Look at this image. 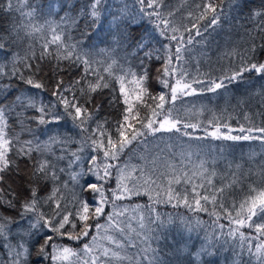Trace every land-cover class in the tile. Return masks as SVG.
<instances>
[{
	"label": "snow or ice",
	"instance_id": "1",
	"mask_svg": "<svg viewBox=\"0 0 264 264\" xmlns=\"http://www.w3.org/2000/svg\"><path fill=\"white\" fill-rule=\"evenodd\" d=\"M136 3L139 5L136 11L129 10L125 2L117 11L109 12L105 0H87L77 15H65L61 17V23L55 26L51 21H46L51 38L45 36L38 56L29 45L28 54L19 59V64L17 63L19 53L13 55V48L21 39V33L23 32L26 38L33 37L38 32L43 33L44 28L37 27L31 19L27 22L20 20L12 25L7 33L0 34V53L11 62L10 71L8 64L0 67V85H2L0 95L3 96L0 100V185H3L13 172L20 176L21 180L15 188L11 185L8 189L0 187V207L6 206L8 210L15 211L19 216V220L0 216V250H8L5 264H32L33 249L36 256L35 264H44L45 261L49 264H81L82 257L85 255L90 256V260H83V264H98L101 257L104 258L105 264H111L113 259H122L120 252L99 245L98 237L100 240L116 245L117 248H123L124 245L118 243L110 234L111 230L125 233V221L120 218L125 216L126 209H121L116 201L131 199L141 194L153 199L151 195L153 191L156 192L157 197L163 191L168 203L175 200L174 207L182 203L190 211L197 213L209 211L206 205L211 203L214 208H219L223 212V217L215 211L211 213L216 217L213 223L223 218L228 225H234L225 232L226 225L218 223L217 230L213 231L211 237L206 235L197 249L191 235L194 231L191 227V218L182 221L185 230L189 233L187 239H184L181 233L184 250H186L184 259L187 264H212L211 260H205V257L214 256L218 245L223 247L228 244L229 239L235 241L237 236H239L238 244L230 247L235 249L234 256L239 264H243L245 253L249 257L248 264H252L253 260L255 264H264V188L250 189L247 198L240 203L239 207L236 205L228 207L223 202L217 203L216 195L210 196L197 191L198 187L203 188L204 185L193 182L192 178L197 175L196 172H193L191 176L186 171L178 174L175 165L167 164V168L171 171L157 174L155 160L152 161L154 165L152 170L131 165L126 161L123 162V166L116 163L120 161L123 154H126L125 149L135 151L137 147L143 146V150L150 156L152 152L149 147L152 143L149 140L150 136L156 137L158 133L189 135L184 131L185 129L198 127L197 124L182 121L178 115H173L177 101L183 103L186 97L218 93V90L227 88L233 82H244L247 78L246 74L264 79V62L257 58L264 53V38L261 44L257 45L253 41L242 52H237L239 64L235 68L230 67L228 71L222 72L221 76L216 78L208 75L203 78L193 76L186 67L187 53L195 37L202 36L209 27L220 24L221 17L218 9L221 5L216 0H207L206 3L197 5L200 12L195 21L189 19L188 24L176 25L171 19L175 15L174 12L160 11L165 7L164 0H136ZM68 5L69 0H61L60 10L64 11L68 8L72 11L76 7L75 5L68 7ZM243 7H246L245 0H235L233 3L235 9ZM0 10L14 11L12 0H0ZM209 13L212 14L211 19L207 25H204L202 32L199 21L205 19ZM27 15L31 17L33 13L29 12ZM192 15L189 13V18ZM253 15L257 18L260 32H264V11H256ZM144 17L154 21L153 32L158 30V35L168 43L160 44V47L156 48L152 44L155 36L151 33L134 35L137 27H143L140 21ZM106 21L109 23L108 37L111 40L109 47L127 45V50L135 48V55L141 59L142 64V71L139 73L120 68V75L116 77L119 84L118 94L115 87H110L108 80L92 67L94 61L88 53L82 54L81 44L70 43L71 37L66 35V27L61 26L62 23L70 22L67 23V27L79 28V25L83 24L81 37L91 39L92 37L88 35L89 30L95 28L99 31ZM52 45H55L54 49ZM83 47L86 48L88 45L84 44ZM33 59L35 64L32 63ZM42 61H47L51 66L55 80L52 94L58 97L57 103L58 106L63 107V115L71 117L75 126L82 132L89 131L85 127L89 121L96 123V129L87 137L91 141L87 164L69 177L73 186L80 190L79 196L73 192L74 211H69L66 205L61 204L62 196L59 194L61 186L68 188V182L61 177L65 169H58L52 159L44 155V150L39 143L33 147L32 140L22 139L15 132L10 131L18 124L22 132L32 133L31 127L28 126L32 121L46 127L60 124L62 114L59 111H52L51 105L38 104L35 94L30 92L31 89L46 90L47 88V85L37 76L42 71L40 67ZM152 61L160 62L157 79L162 88L167 90L158 95L151 93L147 85L150 75L147 67H143ZM114 64H116L115 60L111 64H106L104 68L109 76L113 75ZM81 66L84 75L74 82L69 81L66 85L60 78V73L79 69ZM25 71L28 73L27 76ZM89 73L96 76L95 81L86 79ZM82 80L87 83V87H84ZM17 82L28 85L29 94L14 95L17 90L12 85ZM195 85L201 87H195ZM104 89H110L113 94L108 101L110 105L123 104L120 110L121 119L116 121L115 135L105 128L107 120L96 119L102 104L95 103L94 94L98 93V90L103 92ZM260 95L264 98V86ZM9 97H12L11 100ZM261 115L264 116V113ZM244 118L249 121L247 125L233 127L231 124L224 123L222 118L214 117L208 122L211 129L208 135L216 140H259L264 144V122L257 126L251 117L245 115ZM77 121L79 123H76ZM137 124L139 127H136ZM49 131L51 132L50 128ZM57 137H60L62 141L65 140L59 132L52 133L49 140L56 141ZM129 146L132 147L129 148ZM80 151L84 149L81 148ZM72 156L75 161L85 159L75 152ZM147 158L149 157H140V159ZM21 164L24 165L23 168ZM199 167L200 175H203V163ZM86 177L89 178L85 179ZM113 180L115 187L110 185V181ZM165 181L166 186H164ZM180 184L191 185L193 194L191 198L187 194V189L185 193H181L173 188V185ZM208 184H211V180ZM46 191L48 194L44 195ZM85 193L92 194L91 202L84 198ZM160 202L162 201L156 200V203ZM45 205L49 209L47 212L41 210ZM109 205L112 211L107 212L105 209ZM101 217L105 218L103 224L100 223ZM254 217H258V220H254ZM128 219H135V217ZM159 219L157 216L156 220ZM138 222L141 228L145 227L142 215ZM196 223L199 227L201 222ZM66 225L70 227L66 229ZM78 226L79 230H77ZM126 226L131 230V224ZM245 227L252 229L256 235L250 236L240 231ZM15 229L20 231L17 232ZM93 230L97 234L89 236ZM53 233L61 238L66 237L68 240L76 241L88 237L92 243L85 241L81 251L77 252L73 248L57 243ZM34 239L35 243H33ZM221 239L223 244L220 243ZM254 240H260V243L254 244ZM94 251L98 255L92 256ZM147 251L148 249H145V252ZM180 251L181 249L178 248V259ZM149 264H159V261L153 257L149 260Z\"/></svg>",
	"mask_w": 264,
	"mask_h": 264
},
{
	"label": "trees",
	"instance_id": "2",
	"mask_svg": "<svg viewBox=\"0 0 264 264\" xmlns=\"http://www.w3.org/2000/svg\"><path fill=\"white\" fill-rule=\"evenodd\" d=\"M12 2L14 11L0 10V34L7 33L8 29L20 20L27 22L31 19L32 23L37 27L42 26L44 28L43 33L38 32L33 37L26 38L23 32L21 33V39L13 48V55L19 53L17 57V63L19 64V59L28 54L29 45L32 46V50L38 56L45 36L49 39L51 38L46 21H51L53 26H55V24L61 23V17L63 16L77 15L79 9L83 7L87 0H69L68 7L71 5L76 6L72 11H69L68 8L61 11V0H12ZM105 2L109 12L117 11L125 2L131 11H136L139 8L136 0H105ZM206 2L207 0H164L165 7L161 8L160 11L164 13L168 11L174 12L175 15L171 19L176 25L188 24L189 19L195 21L196 16L199 15L200 9L197 5ZM216 2L221 5L218 9L221 17L220 24L209 27L207 32H203V27L209 23L212 14L209 13L205 19L200 20L199 25L203 35L194 38L193 45L190 46V50L187 53L188 61L186 67L193 76H200L201 78L205 75L211 76V78L221 76L222 72L228 71L230 67L235 68L239 64L240 60L236 55L237 52H242L253 41L257 45L261 44L262 38H264V32H260L257 18L253 15L256 11H264V0H245L246 7L242 9L233 8L235 0H216ZM29 12L33 13L31 17L27 15ZM189 13L193 14L191 18H189ZM80 14L82 15V13ZM67 23L70 22L62 23L61 26L62 28L66 27V35L71 37L70 43L79 42L81 44L82 54L84 52L88 53L94 61L92 67L108 80L110 87H115L117 94L119 84L116 77L120 75V68L125 71L131 69L133 72L138 73L142 71L141 59L136 57L135 48L127 50V45L124 47L115 45L109 47L111 40L108 37L109 23L107 21L104 22L103 27L99 31L95 28L89 30L88 35L92 37L91 39L81 37V32L84 29L83 24H80L79 28H77L76 26L67 27ZM140 23L143 24V27H137L134 35L139 36L151 33L155 36L152 44L156 48H159L160 44L168 43V41L158 35V30L153 32V20L144 17ZM84 44H87L88 47L84 48ZM51 47L54 49L55 45ZM257 58L264 62V53ZM113 60L116 61V64L112 68L113 75L109 76V73L104 71V68L106 64H111ZM32 63L35 64L34 59ZM5 64H8V70L10 71V60L0 53V67ZM40 67L42 71L37 76L47 85V88L46 90L31 89L30 92L35 94L38 104L51 105L52 111H59L62 114L60 124L59 126L52 124L46 127L32 121L28 125L32 129V133L22 132L18 124L13 126L10 131L15 132L22 139L32 140L33 147L39 143L44 150V155L50 157L58 169H65V172L61 173V177L68 182V188L61 186V192L59 193L62 196L61 204L66 205L69 211H74L75 197L73 192H75L76 196H79L80 190L73 186L69 177L70 174L80 171V168L87 164V156L90 152L89 145L91 144L87 137L96 129V123L89 121L85 125L89 131L82 132L79 127L75 126L71 117L64 116L63 107L58 106L57 103L58 97L52 94L55 80L53 79L51 66L47 61H42ZM143 67H147L150 75L147 85L151 93L158 95L162 91L166 92L167 90L162 88L157 79V69L160 67V62L152 61L143 65ZM25 75H28L27 71H25ZM83 75L81 66L79 69L62 71L60 78L67 85L69 81L74 82ZM246 77L244 82H233L227 88L218 90V93L186 97L183 103L177 101L173 115H178L182 121L197 124L198 127L185 129L184 131L189 133V135L158 133L156 137L150 136L149 140L152 141L149 145L152 149L150 156L148 152L143 150V146L137 147L135 151L125 149L126 154H123L120 161L116 163L123 166V162L126 161L131 165H138L139 167L152 170L154 167L152 161L155 160L157 174L171 171L167 168V164L175 165L178 174L186 171L191 176L193 172H196L197 175L192 178L193 182L198 185H204L203 188H197L198 192L210 196L216 195L217 203L223 202L225 206L236 205L239 207L240 203L247 198L250 189L264 188V144L259 140L226 141L213 139L208 135V130H210L208 122L216 117L222 118L224 123L238 127L241 124L247 125L249 123L244 118L245 115L251 117L257 126L264 122V116L261 115V113H264V98L260 95L262 86H264V79H259L255 75L249 74H246ZM86 79L95 81L96 76L89 73ZM82 83H84V87H87L85 81L82 80ZM12 87L17 90L14 95L29 94V86L26 84L17 82ZM195 87L201 86L195 85ZM112 95L110 89H104L103 92L98 90V93L94 94L95 103L102 104L96 119L98 121L107 120L108 123L105 124V128L115 135L116 121L121 119L120 110L123 108V104L110 105L108 101L112 98ZM11 98L9 97V100ZM2 99L3 96L0 95V100ZM166 107H170V105H166ZM29 111L31 112L32 110ZM76 123L79 122L77 121ZM136 127H139V124ZM55 132H59L65 140L62 141L60 137H57L56 141H50V135ZM131 147L129 146V148ZM81 148L84 151H80ZM73 152L85 159L83 161H75L72 156ZM34 154L38 155V153ZM91 154L95 155L96 153ZM100 155L102 159V153ZM141 156L149 158L140 159ZM201 163L204 165L203 175H200L201 169L199 166ZM77 165H80V167H77ZM23 167L24 165L21 164V168ZM113 171L115 172V169ZM88 178L86 177L85 179ZM209 180H211V184H208ZM20 183V176L13 172L0 187L8 189L9 185H11L15 188ZM110 185L115 187V181H110ZM164 186H166V181ZM173 188L181 193H185V189H187V194L190 198L193 195L191 185H173ZM47 194L48 192L46 191L44 195ZM151 195L153 199L141 194L140 196H133L131 199L116 201L121 209H126L125 216L120 218L125 221V233H117L115 230H111L110 234L118 243L122 244L124 237L126 238V232H128L126 231L127 221H132L137 229L127 233L131 241L126 242L127 240H125L122 244L124 245L123 248L113 247L114 244H109L106 240H100L98 237L97 243L99 245L104 247L111 246L112 250L121 254L122 259H113L111 264H149V260L153 257L159 261V264H187L184 259L186 250H184L181 233H183L184 239H187L189 233L185 230L182 221L191 218V227L194 229L191 235L197 249H199V245L204 241L206 235L211 237L213 231L217 230L218 223L226 225L225 232L228 231L229 227H234V225H228V222L223 218L217 223H213L216 217L211 213L215 211L223 217V212L219 208H214L211 203L206 205L209 211L197 213L190 211L182 203L174 207L173 205L176 204L175 200L171 203L166 202L163 191H161L159 197L156 196L155 191ZM84 198L91 202L93 196L90 193H85ZM157 199L162 202L156 203ZM202 203L204 202L202 201ZM41 210L49 211L47 205ZM105 211H112L111 205ZM141 215L144 217V228H141L138 222ZM0 216H9L19 220L17 213L8 210L6 206L0 207ZM157 216H159V220H156ZM129 217H135V219H128ZM253 219L258 220V217ZM149 221L152 222L149 223ZM197 221L201 222L199 227H197ZM161 222L162 226H160ZM89 223H94V221H89ZM100 223H105L104 217L100 218ZM69 227V225L65 226L66 229ZM77 230H79V226ZM15 231L19 232L20 230L15 229ZM240 231L250 236L256 235L252 229L247 227L240 229ZM96 234L95 230H93L89 236ZM143 234H148L149 236L142 238ZM52 235L61 246L73 248L77 252L81 251L85 241L92 243L88 237L76 241L68 240L66 237L61 238L54 233ZM197 235H199V239H197ZM148 240H150L151 244L148 248H144V246L148 245ZM238 241L239 236H237L235 241L229 239L228 244L223 247L218 245L215 255L210 258L205 257V260L210 259L212 264H239V261L234 256L235 249L230 247L237 245ZM35 242L36 240L34 239L33 243ZM220 243L223 244L222 239ZM253 243H260V240H254ZM178 248L181 249L179 259L177 258ZM145 249H148V251L145 252ZM7 255V249L0 250V264H5ZM96 255L98 253L94 251L92 256ZM248 259V254L245 253L243 264H248ZM31 260L32 264H35L34 249ZM83 260H90V256H83L81 264H83ZM44 264H49V262L45 261ZM98 264H105L103 257L100 258ZM252 264H255V260H253Z\"/></svg>",
	"mask_w": 264,
	"mask_h": 264
},
{
	"label": "rangeland",
	"instance_id": "3",
	"mask_svg": "<svg viewBox=\"0 0 264 264\" xmlns=\"http://www.w3.org/2000/svg\"><path fill=\"white\" fill-rule=\"evenodd\" d=\"M210 131H211V129L208 130V132H210ZM127 224H131V230H129V229L127 228V226H126V231H128V232H126V235H125L126 238L124 237L122 244L125 242V240H127L126 242H130V241H131V238H130V236L127 235V233L132 232V231H136V229H137L136 225H135L132 221H127L126 225H127ZM127 236H128V237H127ZM148 236H149L148 234H143V235H142V238H145V237H148ZM149 239H150V238H149ZM150 244H151V243H150V240H148V245L144 246V248H146V247L148 248ZM113 247H116V245H114ZM109 248H112V247L109 246Z\"/></svg>",
	"mask_w": 264,
	"mask_h": 264
}]
</instances>
